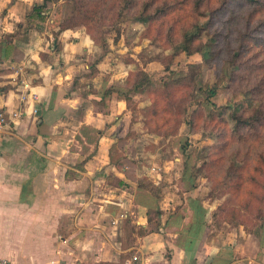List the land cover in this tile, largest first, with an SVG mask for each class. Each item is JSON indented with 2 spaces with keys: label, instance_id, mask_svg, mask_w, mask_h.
Wrapping results in <instances>:
<instances>
[{
  "label": "crops",
  "instance_id": "0c3cea01",
  "mask_svg": "<svg viewBox=\"0 0 264 264\" xmlns=\"http://www.w3.org/2000/svg\"><path fill=\"white\" fill-rule=\"evenodd\" d=\"M42 2L0 0V109L8 116L0 135V257L264 264V224L235 225L226 238L215 232L193 165L144 166L153 193L139 182L136 161L119 160L132 116L125 96L106 91L120 88L123 66L108 64L83 30H61L47 10L41 19L34 6ZM193 194L207 209L206 224L194 220Z\"/></svg>",
  "mask_w": 264,
  "mask_h": 264
},
{
  "label": "rangeland",
  "instance_id": "374dc122",
  "mask_svg": "<svg viewBox=\"0 0 264 264\" xmlns=\"http://www.w3.org/2000/svg\"><path fill=\"white\" fill-rule=\"evenodd\" d=\"M144 1L53 0L47 11L90 35L108 64L123 66L120 88L132 128L118 154L136 161L144 173L139 182L155 190L144 166L162 172L179 159L194 166L215 232L226 238L235 225L261 230L264 123L235 128L231 116L244 110L250 116L251 103H264V0H205L201 10L215 9L211 16L178 7L142 21ZM164 1L175 0H156L148 12ZM196 21L204 35L191 40Z\"/></svg>",
  "mask_w": 264,
  "mask_h": 264
},
{
  "label": "trees",
  "instance_id": "16d2710c",
  "mask_svg": "<svg viewBox=\"0 0 264 264\" xmlns=\"http://www.w3.org/2000/svg\"><path fill=\"white\" fill-rule=\"evenodd\" d=\"M52 1L53 0H43V2L41 4H37L34 6L35 13H37L41 19H45L47 17L46 14L43 13V11L46 12L49 3H51ZM246 1L248 3H253L255 1L258 2L259 0H246ZM155 2H156V0L144 1L143 7H142V9L139 13V16H138L140 20L145 21L146 19L147 20L155 19L159 15L166 16V15H168V13L171 9H175L178 7L183 8V10L185 12H187V14H190L191 16L194 15L193 11L197 12L198 16L199 15L204 16L206 14L211 16L215 11V9L209 10V12L201 10L202 5L205 3V0H175L173 2L174 4H171L170 2L164 1L162 4L156 6V8L152 12H148L150 10V8L155 4ZM222 2H227V0H222ZM187 6H188V8H186ZM182 19H183V17L179 15L177 20H182ZM61 23H62V21L60 20L59 15L57 13L55 24L58 25L61 30L72 28L71 25H63ZM194 26L196 27V31L192 34L191 40L193 39L194 36H196L197 39L202 38L204 35V27L199 24V21L194 22ZM186 34L187 33L184 34V40H186V38H188V35L186 36ZM184 49L188 50V49H190V46H188V44H187ZM187 53L190 54L192 52L187 51ZM140 83L137 86H139ZM121 89L122 88H115L114 89L111 87L106 91V95H111L112 91H114V90L119 91V93H121L123 95V91ZM215 91L216 90L213 88L211 90V93L215 94L216 93ZM255 103L256 104L251 103L253 113L250 116H245L244 113L248 112L246 110H244L242 113L233 112L231 117L235 123V126H236L235 128H239L243 124H247V123L252 124L255 119H258L260 122L264 123V103L262 104L261 102H258V101H255ZM235 171L237 172V168L235 169ZM145 186L147 188H149L153 193H157L156 189L154 190L153 188L149 187L146 184H145ZM194 189H197L196 183L194 184ZM194 194H196V193H194ZM194 194H193V196L189 197V204L194 211V220L196 222L201 223V224H206L207 223V219H206L207 209L201 204V199L196 197V195H194ZM259 216L262 217V219H264V210H262V211L260 210ZM213 218H214V213L212 212V219Z\"/></svg>",
  "mask_w": 264,
  "mask_h": 264
},
{
  "label": "built area",
  "instance_id": "2783aa9c",
  "mask_svg": "<svg viewBox=\"0 0 264 264\" xmlns=\"http://www.w3.org/2000/svg\"><path fill=\"white\" fill-rule=\"evenodd\" d=\"M7 124H8L7 111L5 109H0V135L4 131ZM133 260L134 261L139 260V256L134 255ZM0 264H13V262H11L10 260L6 258L0 257ZM127 264H129V262H127Z\"/></svg>",
  "mask_w": 264,
  "mask_h": 264
}]
</instances>
